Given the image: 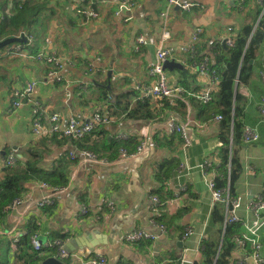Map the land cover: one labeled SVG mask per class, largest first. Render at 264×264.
<instances>
[{"label": "crops", "instance_id": "1", "mask_svg": "<svg viewBox=\"0 0 264 264\" xmlns=\"http://www.w3.org/2000/svg\"><path fill=\"white\" fill-rule=\"evenodd\" d=\"M36 1L47 4V7L42 5L40 15L45 21L35 27V34L29 33V28L22 32L31 42L24 49L32 57L0 56V181L6 167H14L17 163L25 167L35 150L45 170H54L70 162L69 183L52 187L39 178L26 182V191L17 197L23 198V203L8 210L0 220V264H18L13 259L10 232L15 235L28 233V230H34L33 235H37L42 245L58 237H82L83 240L80 238L82 241L71 250L80 261L74 258L69 264H89L88 259L94 256H105L109 264H183L184 259L193 264L201 263L205 258L204 240L210 233L216 235L219 231V226L213 225V228L210 224L216 202L224 204V231L227 225L233 224L235 241L248 234V227L258 220L257 232L264 258V210L255 213L249 206L252 200L264 197V114L261 112L264 107L261 76L264 43L251 61L254 68L249 82H237V90L245 97V106L242 138L235 144L241 163L235 197L240 198L241 207L234 222L226 220L230 214L227 195L215 201L209 187L213 180L215 188L220 189L214 179L219 175L217 168L221 163L222 142L217 138V132L223 116L207 115L202 107L214 100L219 82L215 83L210 71H195L193 63L196 59L182 50L192 44V37L201 28L196 50L199 55L211 57L214 65L218 43L222 45L227 37L236 39L237 31L244 25H256L257 1L248 0L249 4L240 9L235 0H180L193 4L189 9H183L177 5L168 7L167 0H136L131 11L117 14L118 0H90L85 4L89 6L86 9L92 7L99 14L98 18L90 20L82 18L75 9L74 0ZM13 8L14 2L10 1L6 11L12 12ZM167 9L171 39L165 43L175 48L170 59L182 63L186 70L166 69V76L171 85L182 89V94L179 98L141 97L133 88L135 84L150 85L160 80L151 76L150 68L162 36L161 13ZM0 15H4L2 10ZM126 17L131 19L125 20ZM40 31L43 32L38 36ZM140 35L148 44L136 50V37ZM50 56L60 58L64 65L60 69L62 81L48 76L53 66L48 62ZM32 80L38 82L36 98L41 104L44 124H49L54 113L86 120L99 111L108 113L113 121L97 126L83 140L35 138L31 105L25 104L14 110L10 104L12 89L21 88ZM83 83L87 85L85 89ZM107 85L112 87V95L101 89ZM205 88L213 89L212 99L206 103L191 94ZM133 90V96L121 99L122 104L127 105L126 110L112 106L116 95ZM139 100L147 101L146 118L129 116ZM173 117L184 126L185 137L180 132H171ZM247 126L257 133V139L246 142ZM121 134H129L130 138L117 140L116 136ZM143 138L152 144L148 152L119 159L121 147L136 153ZM155 139H167L171 144L160 147ZM79 144L94 146L105 156L99 157L109 162H82L79 152L88 148H80ZM9 152L17 156L14 166H6ZM71 152L77 154L76 159L72 158ZM170 158L177 163L164 178L160 165ZM49 196H54V204L36 205L39 199ZM109 202H113L114 210ZM84 204L95 210L99 218L93 212L80 218L79 210ZM156 223L164 225L165 231L159 230ZM188 227H192L193 233L185 237ZM136 228H145L157 233L158 237L128 242L126 234ZM246 249L249 253L250 245ZM244 254L235 246L230 264H257L251 256L244 260ZM38 255L46 259L55 256L56 250L46 249Z\"/></svg>", "mask_w": 264, "mask_h": 264}, {"label": "trees", "instance_id": "2", "mask_svg": "<svg viewBox=\"0 0 264 264\" xmlns=\"http://www.w3.org/2000/svg\"><path fill=\"white\" fill-rule=\"evenodd\" d=\"M10 1L14 2V8L12 12H7L6 5ZM42 5L47 7L46 3H39L36 0H0V10L4 12L3 19L0 21V40L9 37H17L27 28H29L27 29L29 33L35 34V27L37 28L39 25H43V22L45 21V19L43 21V17L40 16L42 15ZM258 14L259 8L256 9V18ZM37 20L39 23H37ZM44 28L45 26L42 27L43 30ZM42 32L43 31H40L38 36H40ZM237 32L238 35L234 44L228 49H225L220 43L216 45L214 53L216 56V62L214 65L211 63V57L207 55H199L198 49L193 55L194 60L196 59L195 61L200 60L203 57L210 58L209 68L210 70H215L218 75V93L214 96L213 101H210V103L202 107V111L206 112L207 115H214L213 113H217L222 114L223 116L217 132V138L222 142L219 152L221 163L220 168H217L219 170V175L216 176L214 180L217 188H228L231 197L236 196V183L241 173L240 158L238 151L235 149V144L240 138H242V128L244 125L242 115L244 114L245 97L237 90V86L239 83H248L251 78L254 68L251 61L255 57L257 49H259L260 45L264 43V22L259 23L258 26L254 24L244 25ZM26 38L27 40L25 42L17 43L26 48L29 47L28 37L26 36ZM101 89H104L105 92H110L111 95L113 94L111 86L109 87L107 85L101 87ZM134 94L135 92L133 90L127 94L125 92L121 95H116V100L111 104L112 106L126 110L127 105L124 106L121 99H129V97ZM110 108L108 107V109ZM146 109L147 101L139 100L137 101L136 106L132 108V112L129 116L146 118L148 116ZM109 111L110 113L112 112L111 109ZM56 137L63 140L68 138L56 134L46 138L54 139ZM81 140L83 139L81 138ZM155 140L158 141L157 145L160 147L171 144L167 139ZM78 146L80 148L91 149L98 156L105 157L99 154V149L94 146L88 144H79ZM176 163L177 162L174 158L165 159L163 161L160 165V171L164 174V178L168 177V174L173 170ZM70 164V162H67L65 165H60L54 170H45L41 167L38 155L35 150H33L32 159L26 162L25 167L20 166L19 163L14 167H6L4 169V176L0 181V220L9 210L7 208L8 205L15 198L22 196L23 192L26 191V182L28 180L39 178L52 187L68 185L69 175L67 170L70 167ZM223 220L225 221L224 204L216 202L210 216V224L212 227L213 225L219 226V231L216 235H214L213 232L210 233L207 239L204 240L203 254L205 258L201 263L196 264L231 263V253L236 246L235 240L232 237L235 228L233 224H229L224 231ZM33 232L34 230H28V233L25 232L17 243L12 242V239H10L13 259L17 261L18 264H43L42 261L45 258L38 255L39 251L35 250L31 243ZM60 238L63 239L65 237ZM12 244L15 245L14 248ZM51 249L55 250V247L49 248V250Z\"/></svg>", "mask_w": 264, "mask_h": 264}, {"label": "built area", "instance_id": "3", "mask_svg": "<svg viewBox=\"0 0 264 264\" xmlns=\"http://www.w3.org/2000/svg\"><path fill=\"white\" fill-rule=\"evenodd\" d=\"M75 2L79 4H87L90 0H74ZM87 1V2H86ZM257 5L259 6V16L258 20H262L264 22V0H256ZM236 4L240 6V9L244 8L245 5L249 4L248 0H235ZM168 7L170 5H177L179 7H184L189 9V4L183 3L180 0H167ZM136 5V0H118V7H117V14H120L121 11H131ZM89 6H85L82 9H78L77 11L85 20H90L91 18H98L99 14L98 12H95L94 9L91 7L90 9H86ZM162 20H163V30H169V12L168 9L164 10L162 13ZM1 16V19H3V16ZM131 17H126L125 20H130ZM258 26V25H257ZM201 28H198L194 36L192 37V44L190 46L182 47L183 52H187L190 55H194L196 53V43L198 42L201 35ZM170 37H165L164 34L160 37L159 44L156 48L155 53V60L153 65L150 68V74L154 77H159V82L150 85H141V84H135L134 89L140 92L141 97L148 96V95H155V96H161V97H176L179 98V96L182 94V89L176 85H171L168 82L167 76H166V70H165V63L168 59L171 58L174 48L168 46L165 42L169 40ZM227 43L229 46H232L235 41V37H227L226 38ZM31 43V42H29ZM148 44V41L145 39L143 35H140L136 39L135 43V49L139 50L142 45ZM41 53V52H40ZM38 54L40 56L41 54ZM4 55H17L21 56L24 59L31 58L32 55L24 49V46L16 43L15 45H11L9 47H5L1 49L0 56ZM99 60V58H98ZM48 62L51 63L53 66L51 70L48 73V76L51 77V79L55 81H62L64 78L60 75V69L64 67L62 61L58 57L50 56L48 57ZM92 67H94L92 65ZM92 67L89 66V69H92ZM193 69L195 71H199L202 73H206L208 71L211 72V76L214 79L215 83L218 84L219 79L218 75L214 70H210L209 68V59L203 58L197 61H194L193 63ZM261 71V76L262 72ZM263 79V76H262ZM38 87V82L35 80H32L25 84L21 88H14L12 89L10 93V104L11 107L16 110L17 108L25 105L30 104L32 107V113H33V124H32V131L35 138H41V137H50L52 135H59V136H65L70 139H81L85 137L87 134H89L91 131H93L97 126L102 124H109L113 121V118L108 114L104 112H96L94 113L89 119L86 120H80L75 118L74 116H68L65 117L61 115L60 113H54L49 118V124H44L41 120V104L36 98V91ZM87 87L86 83H83V88L85 89ZM212 90L211 88H205L201 91L191 93L195 98H197L199 101H202L204 103L210 101L212 99ZM262 114H264V107L261 110ZM220 119L221 116H218ZM171 132H180L185 137V128L184 126L180 125L176 118H172L171 123ZM258 135L257 133L249 126L246 127L245 131V140L246 142H250L252 140L250 139H257ZM117 140H126L130 138L129 134H121L119 136H116ZM152 144L147 138H143L140 143L137 146L136 153H129L125 147L120 148V156L119 159H127L130 158L136 154L140 153H146L150 150ZM71 156L73 159L77 158V154L75 152H71ZM17 156L14 152H9L7 154V157L5 159L6 166H14L16 163ZM79 159L82 162H90V163H107L109 162L107 159L100 158L94 151L89 149H83L79 152ZM210 165V163H209ZM43 186L47 187L48 185L46 183H43ZM209 187L212 191V196L215 201L222 200L224 195H227L226 204L230 210L229 216L226 218L228 222H234L238 218L236 216V213L238 209L241 207V201L239 197H230L229 189H216L214 186L213 180H210ZM154 202H158V199L156 197H152ZM23 198H16L14 199L9 205L8 209H14L19 204L23 203ZM55 199L54 196L49 197H43L39 199L36 202V205L38 207H45L54 204ZM109 205L112 210L115 209L113 202H109ZM250 209L253 210L255 213L264 210V197H260L258 200H252L250 203ZM94 213L96 218H99L95 210L91 209L87 205H82L79 213L80 218H83L87 216L90 213ZM81 222V219L78 223H76V226H78ZM156 226L159 230L165 231V226L162 224L156 223ZM259 228V222L258 220H254L252 226L248 227V234H244L241 237L236 238V246L239 250L244 251V260L251 256L257 264H263L264 258L262 256V244L259 239L258 230ZM193 233L192 227H188L185 231V237L190 236ZM12 242L17 243L20 241L21 237L24 235V232H19L15 235H13L12 232H10ZM158 237L157 233L149 232L145 228H136L133 229L131 232L127 233L125 238L128 242L135 243L139 242L142 239H156ZM72 237H65V238H56L49 242H47L45 245H42L38 239L37 235H33L31 237V243L33 245V248L37 251H43L46 249H49L51 247H55L56 250V257L62 261H64L66 264H69V261L72 262L74 258H76V261L79 260V258L73 254V252L69 251L67 248L68 243L71 241ZM250 245L251 250L249 253H247V246ZM13 248L15 247L14 244H12ZM250 254V255H249ZM80 261V260H79ZM187 262L186 259L182 260ZM189 262V261H188ZM89 264H109L108 259L105 256H94L88 259ZM131 264V263H128Z\"/></svg>", "mask_w": 264, "mask_h": 264}, {"label": "water", "instance_id": "4", "mask_svg": "<svg viewBox=\"0 0 264 264\" xmlns=\"http://www.w3.org/2000/svg\"><path fill=\"white\" fill-rule=\"evenodd\" d=\"M27 40L25 35H22L20 37H9L7 39H3L0 40V49L4 48L5 46L11 44V43H17V42H25ZM222 45L226 47L225 45V39L222 41ZM165 68L166 69H174V68H178L180 70H186V68L184 67V65H182V63L177 62L173 59H168L165 63ZM110 87V85H108ZM4 154V151L2 152ZM80 238L82 237H75L73 239H71V241L68 243L67 248L69 249V251L73 250L75 248V246H77V244H79V242H81L83 240H80ZM94 246V245H93ZM91 246V247H93ZM43 264H66L64 261L58 259L56 256H50L48 258H46L43 261ZM184 264H193L192 262H185Z\"/></svg>", "mask_w": 264, "mask_h": 264}, {"label": "rangeland", "instance_id": "5", "mask_svg": "<svg viewBox=\"0 0 264 264\" xmlns=\"http://www.w3.org/2000/svg\"><path fill=\"white\" fill-rule=\"evenodd\" d=\"M75 2V1H74ZM234 3H235V1H234ZM185 4V3H184ZM187 4H189V7L191 6V5H193V4H191V3H187ZM235 5H236V3H235ZM74 6H75V9H82V8H84L85 6H84V4H79V3H75L74 4ZM183 9H187V8H184L183 7ZM2 19H1V16H0V21H1ZM162 34H164L165 35V37H170V39H171V33H170V31L169 30H162ZM22 34H20L18 37H20ZM237 35H238V32H237ZM30 37H33V35H31L30 34ZM196 37H200V36H196ZM136 39H137V37H136ZM169 39V40H170ZM12 45H15L16 43H11ZM11 44H9V45H11ZM29 45H31V43H29ZM225 45H226V47L227 48H229L230 46H229V44L227 43V40L225 39ZM8 46V45H7ZM168 46H170V45H168ZM6 47V46H5ZM4 47V48H5ZM170 47H172V46H170ZM174 48V47H173ZM1 49H3V48H1ZM175 49V48H174ZM203 58H208V57H203ZM202 58V59H203ZM29 59V58H28ZM208 59H210V58H208ZM175 61H176V59H174ZM165 67V66H164ZM100 70H101V68L100 67H98ZM165 70H166V68H165ZM262 76H263V81H264V71L262 72ZM250 140H253V139H250Z\"/></svg>", "mask_w": 264, "mask_h": 264}, {"label": "bare ground", "instance_id": "6", "mask_svg": "<svg viewBox=\"0 0 264 264\" xmlns=\"http://www.w3.org/2000/svg\"><path fill=\"white\" fill-rule=\"evenodd\" d=\"M261 22H263V21L257 19V23H256V25H258V24L261 23Z\"/></svg>", "mask_w": 264, "mask_h": 264}]
</instances>
